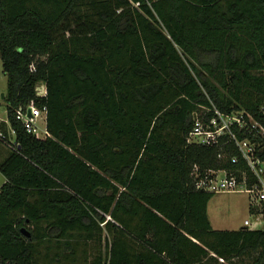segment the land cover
Here are the masks:
<instances>
[{
	"label": "trees",
	"instance_id": "16d2710c",
	"mask_svg": "<svg viewBox=\"0 0 264 264\" xmlns=\"http://www.w3.org/2000/svg\"><path fill=\"white\" fill-rule=\"evenodd\" d=\"M0 61V264H170L189 244L197 264H264V227L212 228L190 176L247 164L186 141L210 103L264 125V0H0ZM28 105L46 137L15 117ZM103 231L106 255L78 262Z\"/></svg>",
	"mask_w": 264,
	"mask_h": 264
},
{
	"label": "built area",
	"instance_id": "2783aa9c",
	"mask_svg": "<svg viewBox=\"0 0 264 264\" xmlns=\"http://www.w3.org/2000/svg\"><path fill=\"white\" fill-rule=\"evenodd\" d=\"M30 67L33 69V66ZM35 91L38 96H43L46 93L45 84H37ZM42 113L45 114V107L28 105L26 108L16 109L15 117L21 121L27 132L41 137L37 120ZM191 119L192 127L186 136L188 143L204 146L218 145L220 140H223L222 144L231 143L238 152L237 155L231 156V162L237 163L239 159H242L249 170V174L242 172L239 177L225 168L202 170L195 164L190 171L193 188L210 193L229 191L248 193L249 216L243 220V226L249 229L263 228L264 144L258 140L264 138V125L245 110L225 112L213 103L200 106L198 110L191 113ZM6 124L5 130L0 127V141L15 148L14 130L8 121ZM43 131L45 137L49 135L46 128ZM240 133L251 135L252 139L240 137ZM218 156L221 157L220 154Z\"/></svg>",
	"mask_w": 264,
	"mask_h": 264
},
{
	"label": "rangeland",
	"instance_id": "374dc122",
	"mask_svg": "<svg viewBox=\"0 0 264 264\" xmlns=\"http://www.w3.org/2000/svg\"><path fill=\"white\" fill-rule=\"evenodd\" d=\"M2 74V63L0 61V115H4L5 103L2 94L6 91V77H3ZM37 127L39 130H43L45 128V118L43 113L41 114L40 120H37ZM1 181L2 175L0 173V183ZM248 205L249 195L244 191L216 192L213 193L212 197L208 201V210L209 214L218 222L226 221L228 225L237 227L247 214ZM100 236V240L97 239L86 242V244H80L81 246L79 251L75 255L78 262L83 261L85 263H90L95 255L100 254L103 257L106 255L108 250L105 243V236H107L106 231H103ZM42 259L48 260L43 257V254Z\"/></svg>",
	"mask_w": 264,
	"mask_h": 264
},
{
	"label": "crops",
	"instance_id": "0c3cea01",
	"mask_svg": "<svg viewBox=\"0 0 264 264\" xmlns=\"http://www.w3.org/2000/svg\"><path fill=\"white\" fill-rule=\"evenodd\" d=\"M2 75H3V77L5 76L4 73ZM40 118H41V116H40ZM40 118H39V120H40ZM7 121H8L7 120V114H6L5 104H4V115H0V125H2V122L6 123ZM40 135H41L40 138L45 137L43 130H40ZM9 153H10L9 146L0 141V162L3 161L8 156ZM3 181H4V177L2 176V181H1L0 185L3 183ZM248 216H249V205L247 206V214L244 216L243 220L248 218ZM207 217H208V220L210 222L211 227L214 229H238V228L243 226V220L239 225H237V227H233L232 225H228L226 221H222V222L219 221L218 222L215 218H213L209 214L208 203H207ZM184 234H186L187 236L190 237V235H188L187 233H184ZM190 238L193 239L194 241H196L194 238H192V237H190ZM196 251H197L196 246L189 244L188 247L185 249V253H183V257H181L180 261H174L173 262V260L170 257H165L163 255L164 262L170 263V264H171V262H172V264H197L198 262L194 261L196 259ZM210 255H213V253H210ZM218 259H219V261H223V260H221V258H218ZM204 260H206V263H208V264H218L217 262H211L210 260H208L206 258ZM207 261H210V262H207ZM202 262H204V261H201V263Z\"/></svg>",
	"mask_w": 264,
	"mask_h": 264
},
{
	"label": "water",
	"instance_id": "95a60500",
	"mask_svg": "<svg viewBox=\"0 0 264 264\" xmlns=\"http://www.w3.org/2000/svg\"><path fill=\"white\" fill-rule=\"evenodd\" d=\"M4 96V94H2V97ZM28 115H30V112H28ZM22 231L24 234H26L27 236L29 235V232H27L24 228H22Z\"/></svg>",
	"mask_w": 264,
	"mask_h": 264
}]
</instances>
